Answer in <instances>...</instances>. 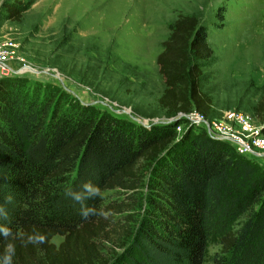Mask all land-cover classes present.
<instances>
[{
  "label": "trees",
  "instance_id": "16d2710c",
  "mask_svg": "<svg viewBox=\"0 0 264 264\" xmlns=\"http://www.w3.org/2000/svg\"><path fill=\"white\" fill-rule=\"evenodd\" d=\"M4 10L19 21L24 6L13 1ZM162 46L158 105L173 118L192 109L207 117L206 26L178 14ZM26 83L17 74L0 76V213L9 211L12 232L0 236V264H10V243L12 264H264V166L203 127L178 133L174 119L144 126L57 88L29 95ZM252 109L264 132V89ZM87 180L101 188L102 197L89 203L102 214L85 220L66 191ZM142 188L140 220L131 225L122 210L135 207ZM114 193L124 199L105 202ZM37 232L45 242L26 243ZM56 235L63 237L58 245ZM213 237L221 252L210 261Z\"/></svg>",
  "mask_w": 264,
  "mask_h": 264
},
{
  "label": "rangeland",
  "instance_id": "374dc122",
  "mask_svg": "<svg viewBox=\"0 0 264 264\" xmlns=\"http://www.w3.org/2000/svg\"><path fill=\"white\" fill-rule=\"evenodd\" d=\"M13 1L24 6L19 21L6 17L4 6ZM178 14L194 15L207 28L212 55L201 62V90L212 98L208 121L218 122L228 110H238L262 131L252 108L264 89V0H0V41L16 49L20 62L11 65H28L9 74L0 71V76L19 72L28 78L29 95L41 98L57 88L139 123L134 116L144 126L174 119L182 131L184 120L158 105L164 86L155 61ZM248 158L264 166V151ZM116 196L124 195L114 193L105 202ZM133 196L135 207L122 211L136 225L143 188ZM244 219L237 218L233 228ZM62 239L56 235L51 241L58 245ZM220 252L213 237L208 259Z\"/></svg>",
  "mask_w": 264,
  "mask_h": 264
},
{
  "label": "built area",
  "instance_id": "2783aa9c",
  "mask_svg": "<svg viewBox=\"0 0 264 264\" xmlns=\"http://www.w3.org/2000/svg\"><path fill=\"white\" fill-rule=\"evenodd\" d=\"M12 62L15 64L20 62L15 47L10 42L0 41L1 74L13 73L20 67L28 66L21 63L20 66L15 65L14 67L11 65ZM177 116L184 120L185 128L188 126L203 127L211 138L228 141L241 155L256 156L264 151V136L260 130L262 126L253 124L251 116L242 111L228 110L218 122H209L207 117L195 109L186 113L179 112ZM176 128L179 133L181 124L177 125Z\"/></svg>",
  "mask_w": 264,
  "mask_h": 264
},
{
  "label": "clouds",
  "instance_id": "9594fccd",
  "mask_svg": "<svg viewBox=\"0 0 264 264\" xmlns=\"http://www.w3.org/2000/svg\"><path fill=\"white\" fill-rule=\"evenodd\" d=\"M66 196L74 201L76 204L80 205V215L82 219L87 220L90 217L102 214L98 211L95 205L90 204L89 201L98 199L102 197V191L98 184L94 183L92 180H87L83 182L78 189H68L66 191ZM7 204L13 202V197L8 195L6 197ZM0 209H6L5 205L0 204ZM10 224L9 211L5 210L0 213V236L5 238L12 235L11 229L8 226ZM45 242V236L42 233H34L28 236L26 243H43ZM11 248L12 255L9 257L10 264H12V257L15 254L14 244H8L5 252Z\"/></svg>",
  "mask_w": 264,
  "mask_h": 264
},
{
  "label": "water",
  "instance_id": "95a60500",
  "mask_svg": "<svg viewBox=\"0 0 264 264\" xmlns=\"http://www.w3.org/2000/svg\"><path fill=\"white\" fill-rule=\"evenodd\" d=\"M31 67V66H30ZM45 71V70H42ZM39 72V71H38ZM1 75V74H0ZM132 118H134L135 120H137L139 123H141L142 125H146V123L140 121L139 119L135 118L134 116H131ZM173 120V119H172ZM162 122V121H161ZM149 126V125H148Z\"/></svg>",
  "mask_w": 264,
  "mask_h": 264
},
{
  "label": "bare ground",
  "instance_id": "6f19581e",
  "mask_svg": "<svg viewBox=\"0 0 264 264\" xmlns=\"http://www.w3.org/2000/svg\"><path fill=\"white\" fill-rule=\"evenodd\" d=\"M25 67H27V66H25ZM29 68L31 69L32 67H29ZM21 69H22V68H21ZM21 69H20V70H21ZM23 69H25V68L23 67ZM33 69H34V68H33ZM18 71H19V70H18ZM30 71H31V70H30ZM31 72H32V71H31ZM18 73H19V72L16 71V74H18Z\"/></svg>",
  "mask_w": 264,
  "mask_h": 264
}]
</instances>
